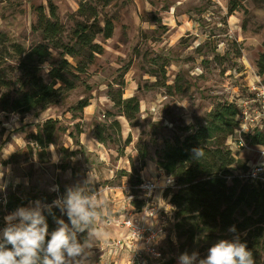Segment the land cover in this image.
Instances as JSON below:
<instances>
[{
    "label": "rangeland",
    "instance_id": "obj_1",
    "mask_svg": "<svg viewBox=\"0 0 264 264\" xmlns=\"http://www.w3.org/2000/svg\"><path fill=\"white\" fill-rule=\"evenodd\" d=\"M52 3L64 27L65 41H69L76 22L82 20L77 14L82 3L94 7L100 20L111 19L114 30L109 39L98 38L102 50L87 65L86 72L71 69V75L77 76L69 78L76 87L63 102L26 113L0 108V233L7 224L5 217L18 209L10 208L9 200L23 202L21 207L34 206L37 201L52 205L69 188L80 187L85 194H95L98 205L101 208L106 205L110 211V216L97 222V227L108 233L105 244L99 240L87 250L90 255L85 264H127L131 254L128 249L124 251L129 254L126 252L116 258L117 262H111L114 259L106 256V245L126 234L121 225L125 216L142 212L134 210V206H138L137 198L142 196L139 185L143 178L156 176L159 185H164L165 174L156 161L166 142L175 143L185 136L188 127L196 129L204 124L206 115L217 103L248 96L252 84H264V76L257 75L255 68L258 54L264 51V2L52 0ZM39 5L46 6L48 12L47 0H0V70L12 74V81L16 75L21 76L15 67L18 66L15 46L28 51L44 42L34 30V8ZM57 58L53 52L52 58L41 66L39 74L46 82H50V64ZM66 59L75 64L73 58ZM16 87L12 83L10 89L0 90V97L12 98ZM120 96L122 99L135 96L139 100L140 111L133 120L127 119L116 104ZM82 100L89 101V105L80 109L78 104ZM49 118L58 121V130L53 143L39 149L33 135ZM97 126L106 129L105 143L94 137ZM239 158L249 167L259 160V152L242 150ZM239 169L236 173L241 174L242 167ZM156 193L151 203L160 206ZM161 211L156 219L167 227L158 244L162 259L140 255L131 264L178 262L183 240L178 232L175 234L174 223L166 212L161 215ZM143 214L139 221L149 218L144 210ZM58 219L70 224L60 209ZM86 237V232L78 233L81 242ZM234 238L231 231L199 237L195 239L198 247L192 253L205 258L216 242Z\"/></svg>",
    "mask_w": 264,
    "mask_h": 264
},
{
    "label": "trees",
    "instance_id": "obj_2",
    "mask_svg": "<svg viewBox=\"0 0 264 264\" xmlns=\"http://www.w3.org/2000/svg\"><path fill=\"white\" fill-rule=\"evenodd\" d=\"M47 7L48 12L44 5L34 8V30L39 32L44 42L28 51L19 45L15 46L14 54L18 62L15 67L21 76L16 75L12 81V74L6 75L0 70V90L10 89L12 83L17 86L13 88L12 98L0 97L2 111H43L63 102L76 87L69 78L77 76L71 75V69L78 73L86 72L87 65L102 50L98 38L106 40L113 34L112 20H100L94 7L82 3L77 11L82 20L76 22L69 41H65L64 27L56 17L52 0H47ZM53 52L57 53L58 58L55 63L51 62L50 82H46L39 71L52 58ZM66 57L73 58L75 64H71ZM255 68L257 75L264 76V51L258 54ZM116 104L129 120H133L140 111V102L135 96L126 99L120 96ZM88 105L89 101L82 100L78 108L83 109ZM237 113L238 100L217 103L206 115L204 124L196 129L188 127L185 136L175 143L166 142L156 165L165 176L174 180L175 190L165 189L164 196L174 206L170 220L174 223L175 234L178 232L179 238L183 240L180 244L181 254H191L198 247L195 239L229 232L234 226L232 235L247 244L255 264H264V184L243 176L248 167L239 158V152L233 151L228 143L238 126ZM57 122L52 118L45 120L33 135V141L39 149H45L53 143L58 130ZM258 123L260 126L246 137L249 145L264 146V115ZM105 130L97 126L93 132L100 143H105L108 138ZM195 150L200 152L198 157ZM239 167H242L241 174L236 173ZM137 200L138 206H133L137 212H141L145 201L142 197ZM8 205L14 209L24 203L9 200ZM43 214L49 226L47 240L58 226L56 220L59 209L52 207L51 212L46 209ZM133 264L143 263L134 261ZM166 264L178 262L172 260Z\"/></svg>",
    "mask_w": 264,
    "mask_h": 264
},
{
    "label": "clouds",
    "instance_id": "obj_3",
    "mask_svg": "<svg viewBox=\"0 0 264 264\" xmlns=\"http://www.w3.org/2000/svg\"><path fill=\"white\" fill-rule=\"evenodd\" d=\"M195 155H200L199 150H195ZM95 196L85 194L80 187L69 188L52 205L37 201L34 206L20 207L6 216L7 226L0 233V264H85L90 255L87 250L108 235L97 227V222L110 216V211L106 205L101 208ZM53 206L67 215L70 224L57 219V228L46 240L49 226L43 213L45 209L51 212ZM164 208L172 210L171 205ZM229 231L235 232V227ZM85 232L87 237L81 242L78 233ZM198 257L197 252H185L178 257V264H255L253 253L238 237L219 240L208 249L205 258Z\"/></svg>",
    "mask_w": 264,
    "mask_h": 264
},
{
    "label": "built area",
    "instance_id": "obj_4",
    "mask_svg": "<svg viewBox=\"0 0 264 264\" xmlns=\"http://www.w3.org/2000/svg\"><path fill=\"white\" fill-rule=\"evenodd\" d=\"M250 90V95L238 99V113L236 116L238 126L235 135L229 138L228 143L233 151L257 150L259 152V160L249 166L243 176L264 184V146H252L246 141L248 134L260 126L258 121L264 115V84H252ZM163 180L164 185H159L157 178L143 179L139 185L141 197L145 201L143 210L146 217L155 216L162 210L161 205L151 203L152 196L159 190L164 191L167 188H174L172 178L164 175ZM169 205L171 204L169 203ZM171 206V211L164 210L169 218L173 216L174 206ZM121 222L126 234L112 239L109 246L112 247V250H115L114 252L128 249L131 254L127 264H131L134 258L140 255H146L152 260L162 259V252L158 244L167 233L165 224L153 225L150 222L138 221L134 214L125 216ZM6 226L7 224L4 228Z\"/></svg>",
    "mask_w": 264,
    "mask_h": 264
},
{
    "label": "crops",
    "instance_id": "obj_5",
    "mask_svg": "<svg viewBox=\"0 0 264 264\" xmlns=\"http://www.w3.org/2000/svg\"><path fill=\"white\" fill-rule=\"evenodd\" d=\"M143 173H144V171H143ZM152 178H154V176L152 177ZM151 178V176H149L148 178H143V179H152ZM155 178H157L156 176H155ZM156 197H157V200H158V202H160L161 200V205H163L164 207H167V205H169V203H168V201H167V197H165L164 196V194H163V192L162 191H160V192H157L156 193ZM165 203H164V202ZM164 207H162L163 208V211L165 210V208ZM163 211H161V215H162V212ZM143 213H134V216H135V218H136V220H141L142 218H140V216L142 215ZM144 215V214H143ZM158 214L157 215H155V216H152V217H149L147 220H146V222H150L151 224H153V225H157V224H159V220H157L158 219ZM157 218V219H156ZM105 240V238L104 239H101V242L103 243V241ZM103 244H105V243H103ZM106 248L108 249L107 250V253H106V256H108V258L109 257H111V258H113L114 260L112 261L111 260V262H114V261H116V258H118L119 259V257L121 256V255H126L128 252L127 251H124V249L123 250H119L118 252H114L115 250H112V247H110L109 246V242H108V244L106 245ZM122 252H124V253H122ZM127 252V253H126ZM122 253V254H121ZM126 253V254H125ZM129 254V253H128ZM93 257L91 256L90 258H89V260L91 261V259H92ZM128 258V257H127ZM120 261V260H119ZM117 262V261H116Z\"/></svg>",
    "mask_w": 264,
    "mask_h": 264
}]
</instances>
